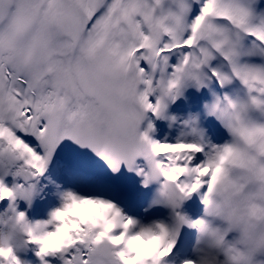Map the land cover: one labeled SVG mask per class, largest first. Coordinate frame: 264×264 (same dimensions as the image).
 Masks as SVG:
<instances>
[{"label":"snow or ice","instance_id":"obj_1","mask_svg":"<svg viewBox=\"0 0 264 264\" xmlns=\"http://www.w3.org/2000/svg\"><path fill=\"white\" fill-rule=\"evenodd\" d=\"M246 160L264 0H0V264H241L207 207Z\"/></svg>","mask_w":264,"mask_h":264},{"label":"clouds","instance_id":"obj_2","mask_svg":"<svg viewBox=\"0 0 264 264\" xmlns=\"http://www.w3.org/2000/svg\"><path fill=\"white\" fill-rule=\"evenodd\" d=\"M226 168L231 182L210 194L207 214L217 222L216 231L232 237L241 264H264V169L247 160L244 167Z\"/></svg>","mask_w":264,"mask_h":264},{"label":"rangeland","instance_id":"obj_3","mask_svg":"<svg viewBox=\"0 0 264 264\" xmlns=\"http://www.w3.org/2000/svg\"><path fill=\"white\" fill-rule=\"evenodd\" d=\"M174 111H175V109H174ZM161 123L159 121H156L157 126L163 125L165 127V131H170L169 129H167L166 122L161 121ZM157 130L159 131L158 128H157Z\"/></svg>","mask_w":264,"mask_h":264},{"label":"bare ground","instance_id":"obj_4","mask_svg":"<svg viewBox=\"0 0 264 264\" xmlns=\"http://www.w3.org/2000/svg\"><path fill=\"white\" fill-rule=\"evenodd\" d=\"M161 123V121H159ZM162 124V123H161ZM161 126V125H160ZM158 129H159V126H158ZM158 131V130H157Z\"/></svg>","mask_w":264,"mask_h":264}]
</instances>
